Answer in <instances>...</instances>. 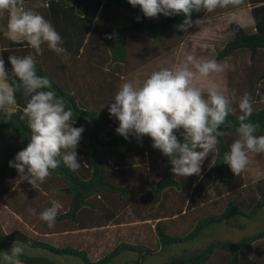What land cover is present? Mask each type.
Masks as SVG:
<instances>
[{"label": "trees", "instance_id": "1", "mask_svg": "<svg viewBox=\"0 0 264 264\" xmlns=\"http://www.w3.org/2000/svg\"><path fill=\"white\" fill-rule=\"evenodd\" d=\"M35 2L24 0V6ZM47 3L48 8L37 11L60 34L66 54L57 55L46 44L37 54L23 39L11 41L0 31L1 54L10 79L9 55H33L37 75L47 77L64 97L66 108L73 111V127L84 128L76 148L81 166L72 171L61 161L37 188L19 180L9 161L26 147L31 133L27 119H21L26 100L17 91L12 119L0 113V264L3 252L16 241L24 248L22 264H61L50 254L74 256L83 264H108L122 253L136 257L121 264H144L171 245L203 241L212 226L233 216L254 218L264 208V153L250 152L239 176L223 163V154L238 138L241 113L236 103L221 129L226 134L219 138L215 164L207 157L199 176H174L169 158L154 149L153 142L130 143L134 136L125 139L115 131L119 121L110 118L111 100L136 68L187 40L195 26L178 31L175 26L183 22V14L148 18L128 0ZM244 6L252 24L230 21L228 36L214 44V59L226 63V95L252 96L250 120L260 124L256 135H264V0L193 12L192 20H215ZM7 20L8 13H0V29H6ZM182 131L174 132L178 140ZM54 201L61 207L50 228L39 214ZM205 241L202 248L164 264H264V228L238 240ZM26 249L41 252L29 254Z\"/></svg>", "mask_w": 264, "mask_h": 264}, {"label": "clouds", "instance_id": "2", "mask_svg": "<svg viewBox=\"0 0 264 264\" xmlns=\"http://www.w3.org/2000/svg\"><path fill=\"white\" fill-rule=\"evenodd\" d=\"M132 7L139 6L145 17L157 18L183 14L184 20L176 25L178 31L187 32L193 26H201L203 20H192L193 12L212 13L217 8H227L243 3V0H128ZM47 0H36L27 8L24 0H0V13L7 12L8 20L3 35L17 41L22 38L37 54L43 53L42 45L57 55L66 54L63 41L50 21L37 11L48 8ZM137 20L140 17H136ZM12 78L8 77L5 62L0 58V113L11 120L13 113L5 106L15 104V93L21 91L26 100L21 119H27L30 139L26 147L9 161L20 181H27L34 188L39 187L50 175L51 170L60 166L61 161L70 170L79 169L76 148L84 128L73 127V111L66 108L64 97L52 89L47 77L37 75L33 55L17 57L9 55ZM191 66V67H190ZM193 68L195 71H193ZM224 68L215 59L197 60L188 55L182 64L153 71L139 86L124 82L114 95L109 107V115L119 121L116 133L128 139L130 135L138 140L149 136L152 147L169 158L174 176L188 177L200 175L203 161L211 156V165L219 156V138L226 133V121L238 105L237 139L230 150L223 154V163L230 167L235 176L244 172L249 164L248 154L264 153V135H256L259 123L251 122L253 98L249 93L236 97L218 90L215 86L205 90L194 81L205 79L212 73H220ZM12 81L9 86L5 81ZM181 143L174 132L180 130ZM260 174H257L259 179ZM61 205L53 202L43 210L40 219L55 226ZM33 215L35 209H29ZM24 248L17 241L10 251L3 252V264H22L20 256Z\"/></svg>", "mask_w": 264, "mask_h": 264}, {"label": "rangeland", "instance_id": "3", "mask_svg": "<svg viewBox=\"0 0 264 264\" xmlns=\"http://www.w3.org/2000/svg\"><path fill=\"white\" fill-rule=\"evenodd\" d=\"M230 21H235L241 25H251L252 19L249 13V8L244 6L231 11L226 12L221 17L215 20H205L202 22L201 26H195L187 40L170 52L163 53L158 56L151 63L143 64L131 72L126 78L125 82H132L134 86H139L142 82L153 72L160 68L171 67L174 64H182L188 55L194 56L199 61L214 59V44L220 43L228 36L227 26ZM223 66L224 71L220 73H212L209 77L205 79H197L194 83L205 90L208 87L215 86L218 90L225 92L226 89V63H219ZM191 67V66H190ZM193 71L195 69L193 68ZM12 105H6L5 108L8 111L12 108ZM10 111V110H9ZM140 141H150L152 139L147 137H142L137 139L134 137L130 143L140 142ZM181 143L182 140H179ZM264 228V208L254 218H244L233 216L228 220L212 226L207 232L208 237L204 238L195 244H187L184 247L183 244L171 245L166 251L159 255L150 256L145 259L144 264H164L170 258L175 255H181L185 253L192 252L199 248H202L207 239H219V240H238L243 236L251 235ZM184 248H181V247ZM178 247V248H177ZM27 253L34 254L40 253L41 251L36 249H26ZM50 254V253H49ZM127 255V256H126ZM51 258L56 260L61 264H83L80 259L69 256V255H52ZM135 258L134 253H122L119 256L113 258V260L108 264H121L128 258Z\"/></svg>", "mask_w": 264, "mask_h": 264}, {"label": "crops", "instance_id": "4", "mask_svg": "<svg viewBox=\"0 0 264 264\" xmlns=\"http://www.w3.org/2000/svg\"><path fill=\"white\" fill-rule=\"evenodd\" d=\"M20 39H22V38H18L17 40H20ZM0 58H2V54H1V49H0ZM3 59V58H2ZM3 83H7L6 81L5 82H3ZM8 84V83H7ZM14 106H12V108L11 109H9L10 111H12V110H14ZM8 110V111H9Z\"/></svg>", "mask_w": 264, "mask_h": 264}]
</instances>
